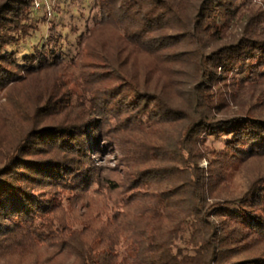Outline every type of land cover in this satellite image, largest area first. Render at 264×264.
I'll list each match as a JSON object with an SVG mask.
<instances>
[{"label": "trees", "instance_id": "obj_1", "mask_svg": "<svg viewBox=\"0 0 264 264\" xmlns=\"http://www.w3.org/2000/svg\"><path fill=\"white\" fill-rule=\"evenodd\" d=\"M61 1L0 0V261L44 245L45 264H264V173L233 187L264 160V11L92 0L94 24L63 34L46 18ZM40 21L49 36L21 51ZM85 50L112 73L86 79L100 86L89 104L65 99L60 79L38 84ZM105 129L132 147L123 185L95 161ZM101 191H123L108 219L90 201Z\"/></svg>", "mask_w": 264, "mask_h": 264}, {"label": "rangeland", "instance_id": "obj_2", "mask_svg": "<svg viewBox=\"0 0 264 264\" xmlns=\"http://www.w3.org/2000/svg\"><path fill=\"white\" fill-rule=\"evenodd\" d=\"M242 4L247 5L246 8L252 7L256 10L264 11V0H240L239 5ZM54 5H56V7L60 6V9H58V16L53 18V16L48 15L46 18L48 21H52L56 25L57 30L63 34H70L72 30H78V33L85 32L88 26L91 27L94 24V20L97 16V11L92 9V0H62L61 2L54 3ZM35 12L38 16H45L40 3L37 4ZM50 28V23H43L40 21L39 32H37L34 37L27 42L26 45H23L21 51L24 52L26 50H30L33 48V46L38 44L42 38L46 39L50 34ZM105 32L106 36H108L110 39H114V34L111 30H106ZM72 37L73 36L71 35V39ZM95 62L96 61L92 58V55L90 56V54L85 50L82 56L79 58L78 66L73 69L62 70L63 72H49L38 79L40 82L38 84L42 86V88L45 84L49 86L54 82L59 86L57 80L60 79L63 84L62 89L63 94L65 93V99H67L72 105L75 104L77 106V104H80V102L83 105H87L90 101H92V98L85 100L84 97H87L88 94L93 95V92H95L96 89H99L100 86L92 84L90 87H88L87 84L89 81L86 79L89 78L93 82H97L99 79H102V77L112 74L109 73L105 67L96 66ZM99 68L102 69L99 70ZM117 84L118 83L112 80L109 88H114ZM90 90L93 91L91 92ZM5 103L6 98H3L0 101V105ZM78 112V110H74L70 113L76 114ZM112 128H114V125H112ZM121 128H123V126ZM114 130L115 129L106 131L105 129V131L109 133L107 134L109 136L107 140L112 142V146L111 148L109 147L110 149H107L104 152L101 158H97L95 161L98 166L106 168L105 175L108 174L111 178L119 181L123 185V174L126 173V169L123 167V162H125V164L127 162V157L124 154H126L128 150H131L132 147L129 145V143H127L129 138L127 135H123V131H120L118 135H114L112 133ZM219 148L221 149L222 146L220 145ZM116 149L119 150V152L116 151ZM202 166L207 167V163H203ZM263 173L264 160L250 161V163L247 164L246 167L242 168L240 172H236V178L233 182V187L241 186V184H245L246 180H249L250 177H255ZM122 200L123 191L113 195L105 194L104 191H101L99 194H95L90 198L94 211L103 213L104 219L110 218L113 214L112 211H114L118 205L122 206ZM51 255L52 251H50L46 246L41 245L39 247L26 248V250L23 251L9 252L7 255H5L4 259L0 261V264H34L37 261L39 264H42V262L45 264V262H47L46 260ZM48 264L70 263L64 262L61 258H54L53 260L49 261Z\"/></svg>", "mask_w": 264, "mask_h": 264}]
</instances>
